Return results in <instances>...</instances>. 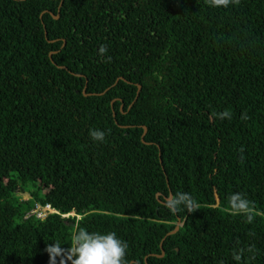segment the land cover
<instances>
[{
    "label": "trees",
    "instance_id": "trees-1",
    "mask_svg": "<svg viewBox=\"0 0 264 264\" xmlns=\"http://www.w3.org/2000/svg\"><path fill=\"white\" fill-rule=\"evenodd\" d=\"M79 228L126 264H264V0H0V264Z\"/></svg>",
    "mask_w": 264,
    "mask_h": 264
},
{
    "label": "clouds",
    "instance_id": "clouds-1",
    "mask_svg": "<svg viewBox=\"0 0 264 264\" xmlns=\"http://www.w3.org/2000/svg\"><path fill=\"white\" fill-rule=\"evenodd\" d=\"M238 0H208V4L213 8H227ZM106 51L101 48V52ZM220 119H230L231 113L227 110L217 113ZM89 136L94 142H103L105 132L99 129H90ZM164 206L170 212H178L181 209L188 213L199 210L198 202L186 192L172 195L164 201ZM226 211L233 216H244L248 222L254 219L251 202L244 194L236 192L229 196ZM128 249L127 242L118 238L115 232H90L84 228H79L71 236V246L67 252L60 243H53L46 248L49 255V264H57V257H61L59 264H66V260L71 264H126L125 257ZM66 257V259H65ZM234 259L239 261L241 257L235 255Z\"/></svg>",
    "mask_w": 264,
    "mask_h": 264
},
{
    "label": "built area",
    "instance_id": "built-area-1",
    "mask_svg": "<svg viewBox=\"0 0 264 264\" xmlns=\"http://www.w3.org/2000/svg\"><path fill=\"white\" fill-rule=\"evenodd\" d=\"M57 212L54 209H51L48 205L43 207L37 206L34 210L31 211L32 215H35L36 218L42 219L48 214H56ZM66 216V215H65Z\"/></svg>",
    "mask_w": 264,
    "mask_h": 264
},
{
    "label": "water",
    "instance_id": "water-1",
    "mask_svg": "<svg viewBox=\"0 0 264 264\" xmlns=\"http://www.w3.org/2000/svg\"><path fill=\"white\" fill-rule=\"evenodd\" d=\"M55 19L57 18V17H54ZM60 68H62V67H60ZM137 86V92H136V96H135V99H136V97H137V95H138V93H139V90H140V86H138V85H136ZM134 99V100H135ZM144 134H145V128L143 127V134H142V136H141V141L143 142V136H144ZM170 197V196H169ZM168 197V198H169ZM167 199V198H166ZM165 199V200H166ZM178 230V224L176 225V227L174 228V230L173 231H171L170 233H168V235H171V234H174L176 231ZM160 250H161V255H159V257H161L162 255H163V253H162V249H161V245H160Z\"/></svg>",
    "mask_w": 264,
    "mask_h": 264
},
{
    "label": "rangeland",
    "instance_id": "rangeland-1",
    "mask_svg": "<svg viewBox=\"0 0 264 264\" xmlns=\"http://www.w3.org/2000/svg\"><path fill=\"white\" fill-rule=\"evenodd\" d=\"M68 216H73V214H70V215H68Z\"/></svg>",
    "mask_w": 264,
    "mask_h": 264
}]
</instances>
